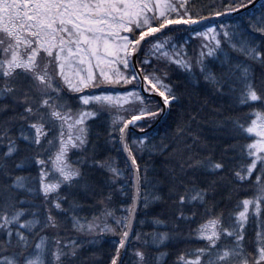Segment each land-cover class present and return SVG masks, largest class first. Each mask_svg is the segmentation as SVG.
<instances>
[{
  "label": "snow or ice",
  "instance_id": "1",
  "mask_svg": "<svg viewBox=\"0 0 264 264\" xmlns=\"http://www.w3.org/2000/svg\"><path fill=\"white\" fill-rule=\"evenodd\" d=\"M0 264H264V0H0Z\"/></svg>",
  "mask_w": 264,
  "mask_h": 264
}]
</instances>
